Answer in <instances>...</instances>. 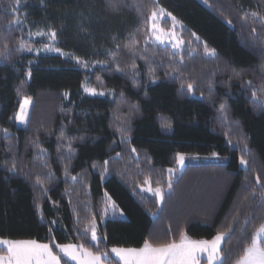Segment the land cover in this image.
Returning a JSON list of instances; mask_svg holds the SVG:
<instances>
[{
    "label": "trees",
    "instance_id": "16d2710c",
    "mask_svg": "<svg viewBox=\"0 0 264 264\" xmlns=\"http://www.w3.org/2000/svg\"><path fill=\"white\" fill-rule=\"evenodd\" d=\"M154 6L183 22L184 60L180 64L179 57H171L170 48L155 46L154 55L150 48L156 82H150L145 61L137 58L141 83L134 87L124 76L133 57L123 45L135 34L137 47H145L143 33ZM11 7L12 0H0V50L7 44L13 53L8 60L0 57V129L10 134L5 139L0 132V237L48 242L51 227L57 243L88 245L91 242L78 240L77 233L93 214L98 217L107 191L126 217L107 223L101 247L110 258L116 260L110 252L113 246L141 247L145 239L163 242L169 233L178 239L185 230L193 239L226 233L222 251L234 264L264 223L260 197L248 191L259 192L256 175L264 182V0H121L115 10L107 0H22L16 16ZM253 11L260 16L252 17ZM28 27L56 30L63 51L108 64H97L88 73L61 56L14 52L21 39L26 41ZM192 32L215 48L217 57L205 55ZM117 64L121 72L114 70ZM29 67L30 79L25 75ZM97 76L105 89L114 90L113 98L83 93L86 77L99 90ZM187 83L193 84V93L187 92ZM24 96L31 98L32 108L29 126L20 128L14 116ZM133 104L139 111L132 110L130 116V142L121 143L116 129L129 118ZM221 104L224 112L219 111ZM164 120L171 129L162 127ZM62 129L65 137H76L70 171L78 181L67 185L68 162L59 160L66 149L57 152L58 143L67 142L57 139ZM36 144L47 150L46 156H39ZM212 152L219 157L211 158ZM180 153L186 162L179 171ZM241 156L249 162L247 169L239 164ZM13 160L19 174L7 170ZM105 161L108 173L101 179ZM170 167L176 172L169 192ZM49 172L55 177L51 183ZM148 177L153 187L157 182L165 186L164 204L136 186ZM102 231L98 227V235Z\"/></svg>",
    "mask_w": 264,
    "mask_h": 264
},
{
    "label": "snow or ice",
    "instance_id": "6c2138e0",
    "mask_svg": "<svg viewBox=\"0 0 264 264\" xmlns=\"http://www.w3.org/2000/svg\"><path fill=\"white\" fill-rule=\"evenodd\" d=\"M21 2L22 0H12L11 11L13 16H16L17 13L21 11ZM121 0H107V4L110 8L115 10ZM204 4H208V0H203ZM168 17L171 20V28L166 29L159 26L158 21L164 17ZM252 17L260 16V13L253 11L251 13ZM150 24L148 30L143 33V43L145 47L138 48L137 45L139 41L136 39L135 34H133L132 39L128 44L123 45L127 51L132 54V62L129 72L124 73L125 78H131L134 87H140V81L137 79L141 75L138 71V65L136 59L144 60L147 66L148 78L151 83L156 82L155 68L152 67L151 57L148 55L150 48L152 49L153 55L155 54V46H161L165 51L167 49H173L171 52V57H179L180 64L183 63L184 56L182 53L185 51L184 45L185 40L181 38L177 28L181 31L185 30L183 22L178 20L172 12L167 11L163 7H155L151 11L150 15ZM261 20H264V16H260ZM17 23H20L17 18ZM231 24V20L227 21ZM254 32L255 29L253 28ZM195 37L196 41L203 45V52L208 57H217V51L215 48L210 47L205 41L201 40V37L198 36L195 32L191 33ZM29 36L35 37H48V40L55 42L57 40V31L49 30L43 31L38 30L36 32H29ZM191 42H189L190 44ZM117 48H120L121 45L117 44ZM14 52H35L37 56L41 52L50 53L55 52L61 55H65L61 47L54 46V43H43L42 47L34 48L33 45L21 39L18 43V47L14 49ZM12 52L8 51L7 44L4 45V49L0 50V57L4 60H8L12 56ZM112 56V59L115 60V54L109 53ZM70 60H75L76 64L79 65L82 69H89L95 67V65H107V60H88L80 56L75 55L74 53L67 54ZM31 64V61H29ZM170 67V66H169ZM105 70L111 71L112 69L105 68ZM116 72H121L119 64L116 65ZM175 71L179 73V68H176ZM166 75L168 72L166 71ZM28 79L32 76L31 68L29 67L25 73ZM238 75V74H237ZM174 78H178L174 77ZM97 82L100 85V88L92 86L90 82L85 78V82L82 85L83 91L93 97H106L116 95L113 89H105L103 86V81L99 76L96 77ZM248 85L251 86V81L248 82ZM183 88V85H182ZM187 92L193 93L194 88L192 83H187L186 87ZM18 93L21 91L17 89ZM68 93H65L67 96ZM255 95V93H253ZM120 102L124 103L125 98L123 92L118 94ZM32 107L31 98L24 96L22 102L19 104L18 111L15 113L14 119L24 127H28L30 124L29 120V111ZM264 107V105H262ZM132 110L139 111V106L137 104L130 105L129 118L124 121V125L117 127V131L121 137V143L130 142L131 137V113ZM71 111V109H68ZM219 111H225V105L221 104ZM162 127L164 129H171L172 125L169 121H162ZM0 132L4 134L5 139L10 138L8 129H0ZM58 141H67L65 144L57 145V152H60L61 148L66 149L60 156L59 160L63 163L65 160L68 162L64 166V183L67 185L69 182L75 183L78 181V175H72L70 171V166L72 160L75 158L76 150L72 147L73 141L76 137H65L64 130L62 129L57 137ZM83 141V137H80ZM230 144L231 141L229 140ZM36 147L39 150V156L43 157L47 155V150L44 149L41 145L36 144ZM11 151V149H9ZM136 148H131L132 153H136ZM119 155V153H117ZM219 154L212 152L211 158H217ZM185 155L180 153L177 155V162L180 168L185 166ZM199 159V157H196ZM239 164L248 168V160L241 156L239 158ZM107 161L104 162V166L100 168V177L104 179L108 173L106 167ZM44 167H50L48 164H45ZM92 167H96L93 165ZM11 173L19 174L18 166L15 160L10 164V167L7 169ZM168 173V180L166 187L169 192L173 189V176L176 172L175 167H170L166 169ZM55 177L51 172L48 175V181L51 183ZM81 182L82 178H81ZM39 184L40 182L37 181ZM255 184L259 187V192L257 193L256 189L249 188L248 191L256 196L257 194L260 197L261 207L264 208V182H262V177L260 175L255 176ZM139 187L140 191L143 193H148L155 198V202L158 204L165 203L166 193L164 191V185H160L157 182V186L153 187L152 180L150 177L145 178L142 184L136 185ZM42 190L47 194L48 189L43 188ZM67 190V189H66ZM105 199L102 202L98 217L96 214L91 216V219L87 227L83 232L77 233V239L84 241L88 240L91 243L86 245L85 243H66L61 242L57 243L53 230L49 227V237L48 242H39L36 239H12V238H3L0 237V246H3L4 251H0V264H70V262H75V264H116V260L110 258L109 251L106 248L101 247V242L107 240L106 226L109 221L111 222H124L126 217L123 211L119 208L117 202L113 197L107 192H104ZM43 219V217H41ZM98 219L100 225L98 226ZM52 225H56L57 221L52 220L50 222ZM245 223H248V220H245ZM98 227L101 228L102 234L98 235ZM231 231V229H229ZM90 234V235H89ZM226 233L217 232L212 238L204 239H193L190 237L189 233L185 230H181L177 238H172L171 233H169V238L163 242H153L150 239H145L141 247H119L113 246L110 249V252L114 254L116 258L121 262V264H231L230 260L225 257L222 251V245L225 242ZM229 239H231L229 237ZM93 247L96 250H93ZM58 250V251H54ZM234 264H264V223H262L258 230L255 231V234L245 242V246L241 248L238 258L235 260Z\"/></svg>",
    "mask_w": 264,
    "mask_h": 264
},
{
    "label": "rangeland",
    "instance_id": "374dc122",
    "mask_svg": "<svg viewBox=\"0 0 264 264\" xmlns=\"http://www.w3.org/2000/svg\"><path fill=\"white\" fill-rule=\"evenodd\" d=\"M151 22V21H150ZM158 24H159V26H161V27H164V28H166V29H169V28H171V20H170V18H168V17H164L163 19H161V20H159L158 21ZM38 30H43V31H49L50 29H46V28H38V27H35V28H27V31H26V41H29V40H31V41H34L35 43H36V46L34 47V48H40V47H42V45H43V43H54V46H58V47H60L59 46V41H58V39L55 41V42H51V41H49L48 40V37L47 36H45V37H35V36H29V32H36V31H38ZM52 30V29H51ZM177 31L179 32V35L181 36V30L179 29V27L177 28ZM182 38V37H181ZM173 50V49H172ZM64 53H65V55H61V54H59V53H55V52H50V53H44V52H41L40 54H39V56H37L36 55V53L35 52H32V53H30V54H32V55H34L35 57H40V56H53V55H56V56H61L63 59H65L66 61H68V62H70V63H72L74 66H76V67H79L80 69H82L79 65H77L76 64V62H75V60H70L69 58H68V55L67 54H69V53H67V52H65L64 51ZM95 68H97V65H95V67H92V68H89V69H87V70H85V69H82V70H84V71H86V72H88V73H92L94 70H95ZM88 81H89V79H87ZM90 82V81H89ZM91 84V83H90ZM92 85V84H91ZM93 86V85H92ZM83 89V88H82ZM83 93L86 95V96H90V95H88L87 93H85L84 91H83ZM90 97H93V96H90ZM97 97H99V96H97ZM107 98H113L114 96H106ZM32 108V107H31ZM30 111H31V109H30ZM30 111H29V116H30ZM17 126L18 127H20V128H25L24 126H22V125H19V123L17 122ZM186 157V156H185ZM185 162H186V159H185ZM184 168V167H183ZM183 168H180L179 167V165H178V170L180 171V170H182Z\"/></svg>",
    "mask_w": 264,
    "mask_h": 264
},
{
    "label": "crops",
    "instance_id": "0c3cea01",
    "mask_svg": "<svg viewBox=\"0 0 264 264\" xmlns=\"http://www.w3.org/2000/svg\"><path fill=\"white\" fill-rule=\"evenodd\" d=\"M1 248H3V246H0ZM112 254V253H111ZM112 256L121 264V262L118 260V258H116L115 256H114V254H112ZM73 263L75 264V262L73 261Z\"/></svg>",
    "mask_w": 264,
    "mask_h": 264
}]
</instances>
